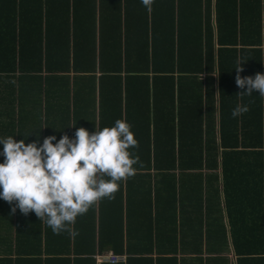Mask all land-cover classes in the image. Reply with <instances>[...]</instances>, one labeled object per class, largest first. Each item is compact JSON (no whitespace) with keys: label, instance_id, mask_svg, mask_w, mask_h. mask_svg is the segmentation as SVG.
I'll use <instances>...</instances> for the list:
<instances>
[{"label":"crops","instance_id":"0c3cea01","mask_svg":"<svg viewBox=\"0 0 264 264\" xmlns=\"http://www.w3.org/2000/svg\"><path fill=\"white\" fill-rule=\"evenodd\" d=\"M61 1L54 5V0H43L42 11L46 13V4L52 6L59 36L66 30V15L59 8ZM180 7L192 15L182 0H155L151 10L140 0H122L120 23L104 21L101 31L98 19L97 44L100 37L101 44L120 40L121 49L113 56L123 62L145 56L146 47L152 56L155 49L162 52L168 46L174 47L169 53L177 54L180 39L192 30L186 38L191 41L194 26L199 24L197 19L180 12ZM13 8L0 6V13L5 9L8 15ZM201 13L203 29L210 15L213 37L210 36L217 61L222 45L217 0H211L210 9L204 0ZM87 14L92 16V12ZM15 18L13 22L12 17L9 20L0 15V136L16 135L14 139L20 140L32 133L28 143L40 132L42 142L49 135L57 139L64 134L73 137L77 127L91 132L95 125L102 128L111 126L116 119H125L138 141V147L130 151L139 156L140 163L134 166L137 171L133 176L120 182L114 198L101 199L77 217L71 225L74 235L66 231L54 234L34 212H12L13 205L0 199V258L10 255L14 259L22 254L26 259L13 264H94L97 253H113L127 257L113 264H264L257 261L263 247L258 238L264 236V169L221 167L217 72L211 76L202 73L201 85L192 78L194 74H187L191 78L184 79L181 86L178 80L173 87L162 86L170 80L158 89L132 84L130 88L108 87L104 101L100 71L94 81L92 73L74 69H35L40 60L67 61L61 57L67 47L58 44L47 49L45 16L41 48L33 50L25 44L32 68L20 70V37L33 25L29 15L25 23L18 15ZM74 18L72 10V31ZM93 33L94 30L78 36L70 33L71 56L75 37L82 39ZM137 39L145 40L139 41L138 49ZM93 43H87L85 51ZM70 61L76 62L73 57ZM154 74H149L151 85ZM207 75L214 77L213 85ZM239 103L243 105L241 100ZM211 157L218 160L217 168L206 164ZM147 159H151L148 168Z\"/></svg>","mask_w":264,"mask_h":264},{"label":"trees","instance_id":"16d2710c","mask_svg":"<svg viewBox=\"0 0 264 264\" xmlns=\"http://www.w3.org/2000/svg\"><path fill=\"white\" fill-rule=\"evenodd\" d=\"M182 1L189 6L190 10H188L191 11L192 15L185 12L183 7H180V12L187 13L190 17L199 21V24L194 26L191 41L186 38L190 36L192 30L189 31V35L180 39L177 54L175 51L169 53L170 49L174 47L168 46L166 51L162 52L157 47L158 49L154 50L152 56L148 51V47H146L143 52L145 56L136 61L127 60L126 62H123L122 58L116 59L113 56L114 51L121 49L120 40L112 39L108 44H101L100 37V44H97L98 41L95 34L98 19L101 22L99 23L101 31H103L104 21L109 22L110 20L120 23L122 0H74L72 3L62 0L59 8L66 15L63 25L66 30L61 32L62 36L58 35V25L56 19H54L52 6L46 4V13H42L44 10L43 0H0V6L14 7L12 13L7 15L5 9H3L0 15H6L9 20L12 17L11 20L13 22H16L15 16L18 15L22 23L27 21L28 15L31 18L33 28L24 32L20 37V44L23 45L20 47V60L17 63L20 70L32 68V63L27 61L25 44L28 43L33 50L41 48L44 34L42 22L45 16L47 22L45 29L47 31V39L45 41L47 49L53 48L58 44L62 45L63 48L67 47L63 56H61L67 61L55 63L40 60L35 63V69H74L79 72L92 73L90 75H92L91 77L94 78V81L96 80V72L100 71V88L103 92L104 101H106L105 90L108 87H118L120 89L125 85L130 88L128 85L132 84L142 87L153 86L158 89L164 81L170 80L171 82L162 86L173 87L175 80H178L181 86L184 79L191 78L187 77V74H194L192 78H195V82L197 83L198 81L199 83L201 81L199 77L202 73L206 72L211 76L210 74L217 72L219 75L218 89L221 102L220 136L223 148L220 161L221 167L222 169H264V99L259 96L258 91L251 96L237 94L246 89H240L236 85L235 77L237 73L234 69L239 63L244 62L243 72L240 73L241 76H254L257 72L264 73V0H217L220 38L222 39V45L217 51V61L216 50L212 45L213 28L210 24V15L207 17L206 28L203 29L201 25L203 14L201 12L204 0ZM52 4L57 5L58 0H54ZM206 6L207 9H210L211 0H206ZM195 9L198 10L197 14L194 13ZM72 10L75 15L73 31L69 23ZM90 12H92V16L87 14ZM113 14L115 16L111 18ZM89 30H94V33L83 36L82 39L81 37H75V49L73 56H71V51L68 47L70 45V33L73 32L75 36H78L79 34L82 35V32ZM205 36L207 37L205 38ZM140 40L137 39L135 42L137 49L140 47L138 44ZM93 41L94 43L85 51L84 46ZM38 53L41 54V52ZM31 55L32 53L30 52L29 56ZM71 57L76 62H71ZM98 58L100 61H97ZM80 59H83V62L77 61ZM13 68L16 69V63ZM151 72L155 73L152 85L150 83L152 78L149 75ZM123 73H125L124 77ZM208 75L207 78L212 81L213 85L214 77L210 78ZM201 84L202 82H200ZM240 100L243 104L242 106L247 105L248 111L233 118L231 112L233 108L240 104ZM240 121L241 124H239ZM132 124H134L133 121ZM257 137L258 139L256 140ZM147 160L146 168L151 166V159ZM202 163L203 161H201ZM206 164L212 168H217L218 160L215 157H211L207 159ZM258 242L263 247L260 250V256L257 261L263 262L264 236H260ZM19 259H26L25 255H15L14 259L10 255H3L0 258V262L2 264H13L18 262ZM253 261L255 260L253 259ZM94 264H96L95 259Z\"/></svg>","mask_w":264,"mask_h":264},{"label":"clouds","instance_id":"9594fccd","mask_svg":"<svg viewBox=\"0 0 264 264\" xmlns=\"http://www.w3.org/2000/svg\"><path fill=\"white\" fill-rule=\"evenodd\" d=\"M154 2L140 0L148 10ZM243 63L234 68L235 83L246 90L237 94L258 91L264 97V73L241 76ZM247 111V105H238L231 115L236 118ZM131 127L127 120L116 119L111 126L95 125L91 132L77 127L73 137L49 135L42 142L40 132L28 143L32 133L20 140L16 135L0 136V199L13 205L12 212H34L54 234L74 235L71 225L77 217L101 199L114 198L120 182L137 171L134 166L140 159L130 149L138 147V141Z\"/></svg>","mask_w":264,"mask_h":264},{"label":"built area","instance_id":"2783aa9c","mask_svg":"<svg viewBox=\"0 0 264 264\" xmlns=\"http://www.w3.org/2000/svg\"><path fill=\"white\" fill-rule=\"evenodd\" d=\"M126 258V255H116L113 253H97L95 255L96 264H113L125 261Z\"/></svg>","mask_w":264,"mask_h":264}]
</instances>
